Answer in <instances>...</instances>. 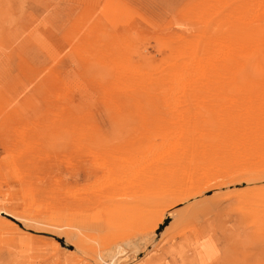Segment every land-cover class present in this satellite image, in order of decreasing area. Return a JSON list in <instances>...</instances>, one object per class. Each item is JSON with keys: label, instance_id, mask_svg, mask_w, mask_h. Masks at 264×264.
Segmentation results:
<instances>
[{"label": "rangeland", "instance_id": "obj_1", "mask_svg": "<svg viewBox=\"0 0 264 264\" xmlns=\"http://www.w3.org/2000/svg\"><path fill=\"white\" fill-rule=\"evenodd\" d=\"M0 264H264V0H0Z\"/></svg>", "mask_w": 264, "mask_h": 264}, {"label": "bare ground", "instance_id": "obj_2", "mask_svg": "<svg viewBox=\"0 0 264 264\" xmlns=\"http://www.w3.org/2000/svg\"><path fill=\"white\" fill-rule=\"evenodd\" d=\"M229 60H230V59H229ZM229 60H228V61H229ZM230 61H231V60H230ZM255 64H256V63H255ZM242 67H244V66H242ZM246 76H247V75H246ZM248 77H249V79H250V76H248ZM246 78H247V77H246ZM253 80H254V79H253ZM178 81H179V80H178ZM254 81H255V80H254ZM256 81H257V80H256ZM256 81H255V82H256ZM255 82H254V83H255ZM247 83H249V82H247ZM249 84H250V83H249ZM252 84H253V82H252ZM246 90H247V89H246ZM163 146H164V145H163ZM8 220H9V219H8Z\"/></svg>", "mask_w": 264, "mask_h": 264}]
</instances>
